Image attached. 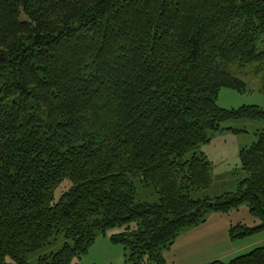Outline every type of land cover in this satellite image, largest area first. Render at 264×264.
Instances as JSON below:
<instances>
[{
  "label": "trees",
  "instance_id": "16d2710c",
  "mask_svg": "<svg viewBox=\"0 0 264 264\" xmlns=\"http://www.w3.org/2000/svg\"><path fill=\"white\" fill-rule=\"evenodd\" d=\"M260 44L264 0H0V264H28L57 236L37 264H71L98 234L125 264H166L183 231L241 204L259 223L230 238L263 231L264 130L239 149L232 193L207 196L199 151L244 133L224 122H264L258 106L216 105L223 88L246 91L235 65L255 64L264 94ZM129 175L159 202L136 203ZM208 264H264V246Z\"/></svg>",
  "mask_w": 264,
  "mask_h": 264
},
{
  "label": "rangeland",
  "instance_id": "374dc122",
  "mask_svg": "<svg viewBox=\"0 0 264 264\" xmlns=\"http://www.w3.org/2000/svg\"><path fill=\"white\" fill-rule=\"evenodd\" d=\"M263 50L264 44L258 45V52ZM255 67V64L243 68H240L238 65L234 66V76L241 79L245 84L246 91L239 93L233 89H221L216 99V105L219 108L230 110L239 109L243 106H258L264 110V94L261 92V78L259 75L253 73ZM221 127L223 129L233 128L234 130H242L244 133L233 134L223 130L216 133L209 144H204L200 147L199 151L205 154L212 164V187L206 192L210 198L236 191L237 179H242L246 175L239 163V149L249 147L254 142L256 134L264 130V122L247 120L227 121L222 123ZM128 178L133 182L135 188L134 200L136 203L147 202L157 204L159 202L158 195L152 186L143 185L140 178L135 175H129ZM65 183L67 182L63 183V188ZM62 192H65V190L58 189L54 193L55 198L58 199ZM194 197H197V195ZM227 215H224V223H220L221 220L209 219L201 224H205L207 227L202 232L206 233L207 236H211V239L206 236L205 240L207 243L212 242L213 247H198L196 250L200 252L195 257H193L190 245H184L179 248L182 256L175 252L168 257L164 251L163 257L166 264H208L218 259H221L223 262H229L237 256L247 254L255 248L264 246V230L242 239H231L229 233L226 232V221L230 222L232 226L241 223L247 227L255 225L252 223V220L259 223L257 219L250 215L246 204H241L236 210L231 211ZM63 243L64 239L61 236H57L53 243L28 254L27 263L37 264L40 257L54 254L62 247ZM126 260V251L121 245L112 244L109 242L107 235L98 234L87 254L80 259L74 258L71 264H125ZM7 261L10 263L9 259Z\"/></svg>",
  "mask_w": 264,
  "mask_h": 264
},
{
  "label": "crops",
  "instance_id": "0c3cea01",
  "mask_svg": "<svg viewBox=\"0 0 264 264\" xmlns=\"http://www.w3.org/2000/svg\"><path fill=\"white\" fill-rule=\"evenodd\" d=\"M226 216H228V215H226ZM223 218H225L224 214L212 213V214H210L208 216L207 220H209V219H216V220H221L220 223H224V219ZM252 223H254L255 225L258 224L254 220H252ZM230 225H232V224H230V222L226 221V223H225V229H226V232L227 233H228V227ZM204 229L205 230L207 229V227L205 226V224L204 225H199V226H196L194 228H190V229H187V230L183 231L178 236V238L176 239V241L174 242V244L171 246V249H168L164 253H167V256L168 257L171 254H174L175 252H177L179 255H181L180 252H179V248H181L184 245H190L191 250L193 251V257H195L200 252V251H197L196 250L198 247H200V248L201 247H204V246L213 247L212 242H209V243L206 242L205 238H206L207 234L202 232ZM186 236H191V237H186ZM207 237L211 239V236L210 235L207 236ZM177 246H178V249L176 250ZM218 260H221V259H218ZM166 261H167V259H166Z\"/></svg>",
  "mask_w": 264,
  "mask_h": 264
}]
</instances>
